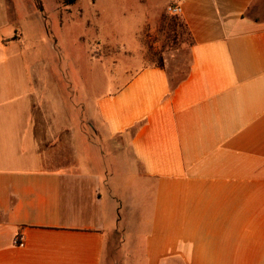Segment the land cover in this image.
Masks as SVG:
<instances>
[{
    "label": "crops",
    "instance_id": "0c3cea01",
    "mask_svg": "<svg viewBox=\"0 0 264 264\" xmlns=\"http://www.w3.org/2000/svg\"><path fill=\"white\" fill-rule=\"evenodd\" d=\"M79 1L0 0V264H264V0L97 1L190 32L101 96L53 31Z\"/></svg>",
    "mask_w": 264,
    "mask_h": 264
},
{
    "label": "rangeland",
    "instance_id": "374dc122",
    "mask_svg": "<svg viewBox=\"0 0 264 264\" xmlns=\"http://www.w3.org/2000/svg\"><path fill=\"white\" fill-rule=\"evenodd\" d=\"M24 1L18 0L21 7L20 19L22 18L23 22L30 19L26 17L31 8L30 0H26V5ZM97 1L108 6L107 0H96L95 3L93 0H81L75 5V9L62 11V25L67 27L61 28L59 17L51 14L52 21H58L53 31L64 44L66 73L77 82L81 80L84 85L91 76L96 78L98 83L92 88V92L101 96L107 91L121 87L141 68L160 65L168 58L176 56V60L182 61V66L186 67L190 37L179 16L170 15L166 9L155 20L147 23L137 36L138 42H133L132 20L135 14L128 9L115 13L108 7V14L98 20L103 28L100 33L96 16ZM45 5L52 12L55 0H45ZM68 5L65 4L67 8ZM119 5V9L129 7L126 3ZM78 8L81 10L80 14L77 12ZM71 22L75 25H70ZM62 49L63 47H60L61 51ZM131 196L132 194L126 195ZM119 235L115 237L118 238ZM118 255L121 257L122 252ZM130 264H142V261L132 259Z\"/></svg>",
    "mask_w": 264,
    "mask_h": 264
},
{
    "label": "built area",
    "instance_id": "2783aa9c",
    "mask_svg": "<svg viewBox=\"0 0 264 264\" xmlns=\"http://www.w3.org/2000/svg\"><path fill=\"white\" fill-rule=\"evenodd\" d=\"M167 9H168V13L170 15H174V16L180 15L181 11H182L181 7L177 6V5H171ZM14 244L18 245V246H23L24 245L23 237L22 236H16L14 239Z\"/></svg>",
    "mask_w": 264,
    "mask_h": 264
},
{
    "label": "trees",
    "instance_id": "16d2710c",
    "mask_svg": "<svg viewBox=\"0 0 264 264\" xmlns=\"http://www.w3.org/2000/svg\"><path fill=\"white\" fill-rule=\"evenodd\" d=\"M76 1H77V0H66V3H67V4H73V3H76ZM181 19H182V18H181ZM182 20H183V19H182ZM183 23H184V26H185V28H186V30H187L189 36H190V32H189L187 26L185 25V22H184V21H183ZM159 66L164 67V63L162 62Z\"/></svg>",
    "mask_w": 264,
    "mask_h": 264
}]
</instances>
